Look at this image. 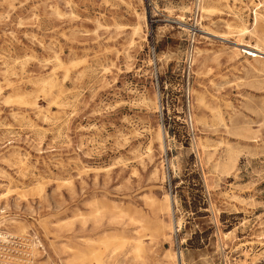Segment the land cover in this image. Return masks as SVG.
Segmentation results:
<instances>
[{
  "label": "rangeland",
  "instance_id": "374dc122",
  "mask_svg": "<svg viewBox=\"0 0 264 264\" xmlns=\"http://www.w3.org/2000/svg\"><path fill=\"white\" fill-rule=\"evenodd\" d=\"M264 0H0V264L264 263Z\"/></svg>",
  "mask_w": 264,
  "mask_h": 264
},
{
  "label": "bare ground",
  "instance_id": "6f19581e",
  "mask_svg": "<svg viewBox=\"0 0 264 264\" xmlns=\"http://www.w3.org/2000/svg\"><path fill=\"white\" fill-rule=\"evenodd\" d=\"M244 52L247 53L250 56H253V57H264V55L262 53L258 52L256 49H247V48H245ZM263 238H264V236H262L260 239H263ZM257 263H260V262L255 257H251V258L246 257L241 262V264H257Z\"/></svg>",
  "mask_w": 264,
  "mask_h": 264
}]
</instances>
